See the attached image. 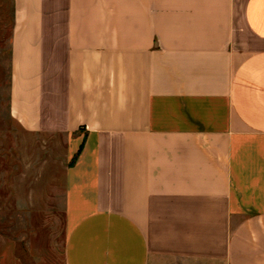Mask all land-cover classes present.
Masks as SVG:
<instances>
[{
	"label": "crops",
	"instance_id": "1",
	"mask_svg": "<svg viewBox=\"0 0 264 264\" xmlns=\"http://www.w3.org/2000/svg\"><path fill=\"white\" fill-rule=\"evenodd\" d=\"M0 3L9 116L67 138L64 264H264V0Z\"/></svg>",
	"mask_w": 264,
	"mask_h": 264
},
{
	"label": "rangeland",
	"instance_id": "2",
	"mask_svg": "<svg viewBox=\"0 0 264 264\" xmlns=\"http://www.w3.org/2000/svg\"><path fill=\"white\" fill-rule=\"evenodd\" d=\"M4 12L7 24L0 23V264H64L67 138L26 133L11 120L10 4Z\"/></svg>",
	"mask_w": 264,
	"mask_h": 264
},
{
	"label": "trees",
	"instance_id": "3",
	"mask_svg": "<svg viewBox=\"0 0 264 264\" xmlns=\"http://www.w3.org/2000/svg\"><path fill=\"white\" fill-rule=\"evenodd\" d=\"M0 7H1V3H0ZM5 16L6 15H5L4 8H3V11L1 12V16H0V23H3V25H4V23L7 24V22H5L6 21ZM10 23H11V18H10V21L8 24H10Z\"/></svg>",
	"mask_w": 264,
	"mask_h": 264
}]
</instances>
